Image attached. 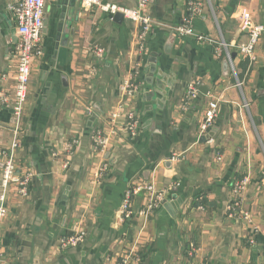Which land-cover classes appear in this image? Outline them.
<instances>
[{"label":"crops","instance_id":"obj_1","mask_svg":"<svg viewBox=\"0 0 264 264\" xmlns=\"http://www.w3.org/2000/svg\"><path fill=\"white\" fill-rule=\"evenodd\" d=\"M19 1L0 0V93L16 82L11 8ZM100 2L137 7L136 0ZM191 3L200 9L194 16ZM150 5L154 30L140 53L132 21L118 24L97 6L85 10L82 0H47L43 53L32 61L15 160L19 174L34 176L27 198L16 186L7 195L5 264H116L132 250L144 264H264V35L255 61L237 48L248 41L244 13L264 27V0ZM187 21L194 37L175 31ZM97 48L105 54L93 72ZM228 53L236 54L232 64ZM130 77L136 88L129 94ZM190 84H197L196 100L187 96ZM214 101L219 112L202 140L199 127ZM113 113L120 115L115 128ZM129 113L139 121L136 137L124 130ZM14 124L0 101V194L2 151L17 136ZM98 129L109 136L105 152L94 145ZM247 177L234 216V185ZM150 184L162 196L153 211ZM128 188L141 191L133 217L123 219ZM83 231L86 242L66 248Z\"/></svg>","mask_w":264,"mask_h":264},{"label":"built area","instance_id":"obj_2","mask_svg":"<svg viewBox=\"0 0 264 264\" xmlns=\"http://www.w3.org/2000/svg\"><path fill=\"white\" fill-rule=\"evenodd\" d=\"M46 2L47 0H20L17 2L11 9L13 11L14 19H15V33L17 34L18 41L16 43L15 48V57L18 62L17 72H16V82L14 88L11 93H7L5 91L0 93V101L10 110L11 115L14 117V133L17 134L15 140L12 145L2 151V157L4 159L3 167H2V179H1V188L2 193L0 194V236L3 221L7 217L8 214V206L7 203V195L12 186L17 187L18 196L22 198H27L30 195L31 190V182L33 179V173L26 172L23 175L19 174V171L16 166V153L19 148L18 136L19 130L22 125V120L24 118L23 113L28 102L29 96V85H30V76L32 71V64L34 56L42 55L41 48V40L44 26V14L46 11ZM151 4V0H136L137 7L135 9H128L125 7H120L112 4H104L102 5L100 0H82V7L86 10L87 7L97 6L103 12L114 16L116 13H121L124 15V18L132 21L138 27V33L136 36V40L138 43V50L140 53L146 51L148 40L154 30V23L149 15V8ZM199 5L192 4L190 6V13L194 16V14L199 12ZM241 20H243V29L248 33V41L240 44L238 48V54L242 57L248 58L251 61L256 60L255 51L258 47L261 37L264 35V27L261 25H257L253 20L249 12L244 13L241 16ZM191 22L187 21L186 23L180 25L175 29L176 33H178L181 37H194L195 32L190 25ZM198 39L205 40L201 36H198ZM226 47V45H225ZM95 60L97 61L93 65V72L97 69V65L103 61L104 50L97 48L95 49ZM229 60L232 64L231 56L228 53ZM234 70V68H233ZM2 80L5 79V75L2 76ZM133 78L130 77L125 81L124 90L129 94L135 91V86L133 84ZM9 92V91H8ZM7 93V94H6ZM198 89L197 84H190L187 88V96L189 100H196L198 97ZM218 101L210 102L207 112L205 114L204 119L202 120L199 127V136L200 138L208 137L210 133V127L215 122V119L218 115ZM118 113H113L110 117V124L112 128H115L119 119ZM139 121L136 118L134 113H129L126 117V123L124 126V130L128 131L131 137H136L138 135ZM209 138V137H208ZM95 148L105 152L107 151V147L109 144V136L107 137L103 131L96 130L93 135ZM77 141H74L72 145H68L66 150H70L73 148V145ZM221 159V156L218 157ZM249 179L244 178L241 181L235 183L232 202L228 206V211L232 215L238 212L239 207L243 202V194L249 185ZM147 191L151 192V203L149 204V209L153 211L161 204V195L155 194V188L153 184H150L145 187ZM141 188H128L124 194L122 200V206L120 209V214L123 219H130L134 215V211L132 208V200L133 198L139 194ZM246 221L252 223V217L245 213L244 216ZM258 228L255 227V231ZM86 233L78 232L74 236H70L65 240L66 248H75L76 246L86 242ZM1 245V241H0ZM0 264H5L3 259V255L0 251ZM116 264H144L141 257L132 251L124 254L117 261Z\"/></svg>","mask_w":264,"mask_h":264},{"label":"water","instance_id":"obj_3","mask_svg":"<svg viewBox=\"0 0 264 264\" xmlns=\"http://www.w3.org/2000/svg\"><path fill=\"white\" fill-rule=\"evenodd\" d=\"M123 20H124V15H122L121 13H116L115 15H114V21L116 22V23H118V24H121L122 22H123ZM45 26V25H44ZM46 27V26H45ZM17 40H18V37H17ZM17 43V42H16ZM236 57V54H231V60H233L234 58ZM204 139H208V137H203L202 138V140H204Z\"/></svg>","mask_w":264,"mask_h":264}]
</instances>
